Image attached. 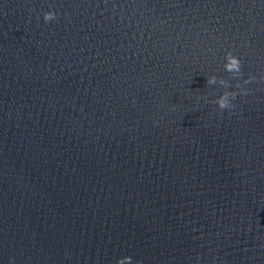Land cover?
Wrapping results in <instances>:
<instances>
[{
    "label": "water",
    "instance_id": "water-1",
    "mask_svg": "<svg viewBox=\"0 0 264 264\" xmlns=\"http://www.w3.org/2000/svg\"><path fill=\"white\" fill-rule=\"evenodd\" d=\"M0 264H264V0H0Z\"/></svg>",
    "mask_w": 264,
    "mask_h": 264
},
{
    "label": "clouds",
    "instance_id": "clouds-1",
    "mask_svg": "<svg viewBox=\"0 0 264 264\" xmlns=\"http://www.w3.org/2000/svg\"><path fill=\"white\" fill-rule=\"evenodd\" d=\"M55 17H56V13L53 11H47L44 13V20L46 22L54 20ZM241 67H242V61L236 55H234L231 51H228L225 55V64H224L225 70L230 73L238 74V76H240L242 74ZM215 79L216 77L214 76L209 77L207 82L209 84L214 83ZM255 79L256 77L250 76L247 80L244 81V84H247L250 81L255 80ZM221 83H224V81L222 80ZM237 87H240L239 82H237ZM241 91L243 92L245 90L241 89ZM236 95L237 93L234 91L223 93L221 97L217 99V105L219 106L221 110L234 107V105L232 104V99H234Z\"/></svg>",
    "mask_w": 264,
    "mask_h": 264
}]
</instances>
